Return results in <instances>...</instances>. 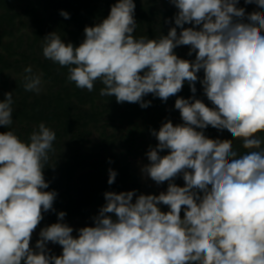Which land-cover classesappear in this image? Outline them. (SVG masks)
Wrapping results in <instances>:
<instances>
[{"label": "clouds", "instance_id": "1", "mask_svg": "<svg viewBox=\"0 0 264 264\" xmlns=\"http://www.w3.org/2000/svg\"><path fill=\"white\" fill-rule=\"evenodd\" d=\"M170 2L178 9L176 27L156 39L136 37L134 0H118L107 18L85 27L79 46L56 32L42 43L43 57L67 67V80L77 88L92 92L99 81L100 96L141 108L150 106L148 94L166 102L185 82L195 94L203 70L199 82L213 107L194 95L177 98L183 123L168 120L151 133L158 144L147 152L150 163L142 172L157 185L168 182L166 192H105L94 226L75 237L61 211L59 222L40 230L34 251L33 232L43 213L55 211L57 193L44 191L43 170L56 133L43 122L28 141L13 130L0 133V264H264V139L257 135L264 132V12L246 16L239 0ZM244 2L264 9V0ZM179 46H190L195 60L178 57ZM23 81L25 91H41V76L31 66ZM13 103V92L5 93L0 126L13 124ZM209 126L233 139L207 137ZM234 139L249 151L239 154ZM181 174L183 187L172 182ZM116 175L109 169V185ZM161 204L169 210L161 211ZM49 242L62 254L50 255Z\"/></svg>", "mask_w": 264, "mask_h": 264}, {"label": "trees", "instance_id": "2", "mask_svg": "<svg viewBox=\"0 0 264 264\" xmlns=\"http://www.w3.org/2000/svg\"><path fill=\"white\" fill-rule=\"evenodd\" d=\"M118 0H0V102L5 93L13 92V124L10 128L0 126V133L13 130L22 141H28L31 132L43 122L56 133L54 152L44 165V178L49 187L44 191H55V211L43 213V220L32 234L30 247L34 251L42 228L57 223V214L66 213L64 223L74 229L72 235L86 226H94L93 217L105 205V192H127L135 190L136 196L159 195L167 189L168 182L151 185L141 179L138 167L140 161H147L150 147L155 148L158 140L152 130L158 131L170 120L173 125L182 124L179 110L175 109L177 98L195 96L208 107H213L199 82L203 70L197 73L199 79L193 94L187 82L182 90L168 100L162 101L152 94L144 97L151 101L147 108L138 103H117L115 97L99 95L103 85L97 81L92 92L79 89L67 80L68 68L47 60L42 54L43 38L56 32L65 43L74 46L84 39L85 27L95 26L107 18L111 6ZM134 18L137 22L135 35L156 39L167 35L176 27L174 17L178 9L170 0H134ZM237 7L245 9L246 16L254 11L264 12L256 4H245L239 0ZM65 11L69 18L60 13ZM247 19L245 17V21ZM193 25L185 24L184 27ZM199 30V27H197ZM181 29L177 27V32ZM175 54L189 61L195 60V53L188 55L190 46H179ZM32 67L40 75L41 91L28 92L24 89V69ZM198 131L200 129H197ZM204 134L212 139H233L227 130L219 131L209 126ZM264 139V132L257 134ZM233 149L246 153L238 139L232 141ZM264 147V145H262ZM161 156L168 150L161 151ZM109 169L116 171L115 182L108 184ZM183 187L182 174L173 181ZM136 196L133 197V203ZM167 212L168 206L159 205ZM183 206L181 217H183ZM50 255L62 254V247L49 242Z\"/></svg>", "mask_w": 264, "mask_h": 264}, {"label": "rangeland", "instance_id": "3", "mask_svg": "<svg viewBox=\"0 0 264 264\" xmlns=\"http://www.w3.org/2000/svg\"><path fill=\"white\" fill-rule=\"evenodd\" d=\"M149 163L147 161H140L139 164H138V167L141 171V179L143 182L145 183H148V184H151V185H155V182L153 180H151L150 177H148L146 174H144L142 172V169L144 168V166L148 165ZM167 189H161L160 190V193L161 192H166Z\"/></svg>", "mask_w": 264, "mask_h": 264}]
</instances>
